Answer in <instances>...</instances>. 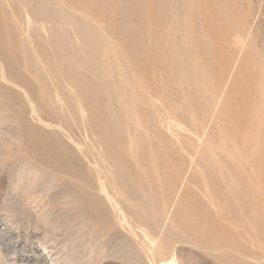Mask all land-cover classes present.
<instances>
[{
	"label": "rangeland",
	"instance_id": "rangeland-1",
	"mask_svg": "<svg viewBox=\"0 0 264 264\" xmlns=\"http://www.w3.org/2000/svg\"><path fill=\"white\" fill-rule=\"evenodd\" d=\"M172 262L264 264V0H0V264Z\"/></svg>",
	"mask_w": 264,
	"mask_h": 264
},
{
	"label": "bare ground",
	"instance_id": "bare-ground-1",
	"mask_svg": "<svg viewBox=\"0 0 264 264\" xmlns=\"http://www.w3.org/2000/svg\"><path fill=\"white\" fill-rule=\"evenodd\" d=\"M235 67V66H234ZM172 261H173V259H172ZM173 263V262H172ZM174 264V263H173Z\"/></svg>",
	"mask_w": 264,
	"mask_h": 264
}]
</instances>
